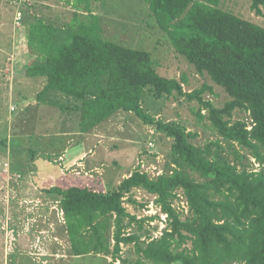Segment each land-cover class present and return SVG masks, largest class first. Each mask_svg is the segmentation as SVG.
<instances>
[{"label": "trees", "instance_id": "1", "mask_svg": "<svg viewBox=\"0 0 264 264\" xmlns=\"http://www.w3.org/2000/svg\"><path fill=\"white\" fill-rule=\"evenodd\" d=\"M143 1L175 53L223 88L230 101L217 108L204 97L213 94L212 87L186 92L187 80L162 76L150 52L104 38L101 17L86 0H77L76 8L85 6L87 12L76 14L65 30L34 24L30 44L40 60L26 67V75L48 81L40 96L57 92L81 102L84 133L124 111L173 140L175 168L165 175L152 178L135 171L107 191L53 188L71 255L87 264L102 263L91 256L119 260L121 245L135 244L136 264H264V27L224 9L223 0ZM250 2L263 16L264 0ZM147 89L158 99L197 102L199 120H206L221 140L202 148L194 144L198 134L177 123L156 122L143 110ZM237 111L249 117L234 120ZM242 151L260 171L250 169ZM136 189L153 195L168 219L163 235L149 242L137 234L123 236L125 220L136 221L124 199ZM179 192L189 207L186 220L174 207Z\"/></svg>", "mask_w": 264, "mask_h": 264}, {"label": "rangeland", "instance_id": "2", "mask_svg": "<svg viewBox=\"0 0 264 264\" xmlns=\"http://www.w3.org/2000/svg\"><path fill=\"white\" fill-rule=\"evenodd\" d=\"M77 3L0 0V264H87L71 255L64 213L51 193L53 188L115 190L135 171L157 178L175 168L173 140L154 124L121 111L84 133L81 102L57 92L40 96L48 81L27 77L26 67L40 60L30 44L31 27L42 21L67 29L76 14L87 12L83 5L77 9ZM222 6L264 27V15H256L250 0H223ZM86 7L101 17L104 38L150 52L162 76L187 80L186 92L207 85L214 91L204 97L217 108L230 101L223 88L175 53L143 0H86ZM142 106L156 122L177 123L198 134L196 146L221 140L206 120H199L197 102L181 97L158 99L147 89ZM248 117L237 111L234 120ZM242 154L249 158L246 163L251 170H261L252 156ZM179 194L174 207L186 220L189 207L183 193ZM154 202L155 197L144 190L126 196L124 206L136 221L125 220L123 236L137 234L142 242H149L163 235L168 219ZM153 217L157 219L150 220ZM118 256L119 260L111 255L91 256L102 263L88 264H136L139 258L135 244H122Z\"/></svg>", "mask_w": 264, "mask_h": 264}, {"label": "crops", "instance_id": "3", "mask_svg": "<svg viewBox=\"0 0 264 264\" xmlns=\"http://www.w3.org/2000/svg\"><path fill=\"white\" fill-rule=\"evenodd\" d=\"M59 94H61V93H59ZM63 95V94H62Z\"/></svg>", "mask_w": 264, "mask_h": 264}]
</instances>
